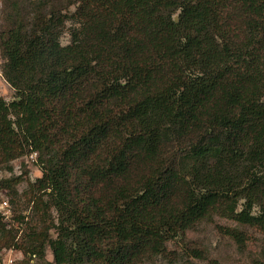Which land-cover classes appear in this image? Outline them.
<instances>
[{"label": "trees", "instance_id": "1", "mask_svg": "<svg viewBox=\"0 0 264 264\" xmlns=\"http://www.w3.org/2000/svg\"><path fill=\"white\" fill-rule=\"evenodd\" d=\"M1 3L0 170L40 177L0 180L38 218L15 240L0 217V247L159 264L213 217L264 238V0Z\"/></svg>", "mask_w": 264, "mask_h": 264}, {"label": "rangeland", "instance_id": "2", "mask_svg": "<svg viewBox=\"0 0 264 264\" xmlns=\"http://www.w3.org/2000/svg\"><path fill=\"white\" fill-rule=\"evenodd\" d=\"M2 23V3L0 0V24ZM69 37L64 33L60 39L61 45H66ZM1 69V60H0ZM0 97L6 102L13 98V90L4 81L0 73ZM11 171L0 170V180L18 177L21 175L23 180L34 182L40 177V170L36 163V155L31 154L19 158L11 163ZM26 173V174H24ZM26 186L21 183L18 187V193L24 192ZM6 202V206L3 205ZM31 205L23 197L16 198L13 203L10 202V196L6 190H0V217L6 224V229L18 230L15 240L22 236V231L26 228L19 216H25L32 225H37L38 218L30 212ZM24 220V219H23ZM236 229L247 237L243 246L224 233V229ZM52 237L54 234L51 233ZM178 244H168L167 249L172 253L174 259H157L159 264H264V238L255 229L238 226L234 222L219 217H213L210 221H204L198 224L192 231L187 232ZM189 249H196L200 252V258H194L188 252ZM13 252L20 250L13 247H0V264L8 258H17ZM22 253V251H20ZM21 260H16L14 264H52V254L49 248H46L43 259L37 257L26 258L22 254Z\"/></svg>", "mask_w": 264, "mask_h": 264}, {"label": "built area", "instance_id": "3", "mask_svg": "<svg viewBox=\"0 0 264 264\" xmlns=\"http://www.w3.org/2000/svg\"><path fill=\"white\" fill-rule=\"evenodd\" d=\"M36 155V154H35ZM3 205H5L6 206V202H3ZM10 253H14L15 255H18V257L17 258H8L7 260H4L1 264H14V262L16 261V260H21L22 259V253L19 251V252H13V251H11ZM32 257H34V256H32Z\"/></svg>", "mask_w": 264, "mask_h": 264}]
</instances>
